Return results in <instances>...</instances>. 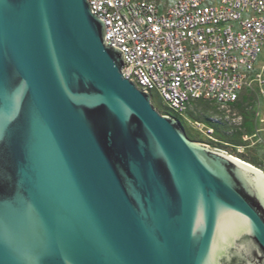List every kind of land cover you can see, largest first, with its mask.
I'll return each instance as SVG.
<instances>
[{"label": "water", "instance_id": "obj_1", "mask_svg": "<svg viewBox=\"0 0 264 264\" xmlns=\"http://www.w3.org/2000/svg\"><path fill=\"white\" fill-rule=\"evenodd\" d=\"M105 32L88 0H0V264H264V172L155 110Z\"/></svg>", "mask_w": 264, "mask_h": 264}, {"label": "built area", "instance_id": "obj_2", "mask_svg": "<svg viewBox=\"0 0 264 264\" xmlns=\"http://www.w3.org/2000/svg\"><path fill=\"white\" fill-rule=\"evenodd\" d=\"M88 1L106 45L123 52V77L177 106L206 141L217 142L213 126L190 120L191 106L229 109L246 89L264 94V0Z\"/></svg>", "mask_w": 264, "mask_h": 264}, {"label": "rangeland", "instance_id": "obj_3", "mask_svg": "<svg viewBox=\"0 0 264 264\" xmlns=\"http://www.w3.org/2000/svg\"><path fill=\"white\" fill-rule=\"evenodd\" d=\"M174 1L159 0L158 3L165 8ZM153 97L151 103L155 110L162 115L179 119L163 106L156 94ZM187 116L192 121L213 126L217 142L206 141L194 131L190 122L179 119L191 140L208 143L210 147L223 150L264 172V94L259 90H244L238 103L229 109L199 101L187 110Z\"/></svg>", "mask_w": 264, "mask_h": 264}, {"label": "bare ground", "instance_id": "obj_4", "mask_svg": "<svg viewBox=\"0 0 264 264\" xmlns=\"http://www.w3.org/2000/svg\"><path fill=\"white\" fill-rule=\"evenodd\" d=\"M167 109L170 111V113L175 114L179 119L185 120L183 112H181L180 109L177 106H175L174 104H167ZM235 159H237L238 161H241V162H245V161H243L237 157H235ZM245 163H248V162H245ZM249 165H252V164L249 163ZM237 225L240 226L241 223H237Z\"/></svg>", "mask_w": 264, "mask_h": 264}]
</instances>
